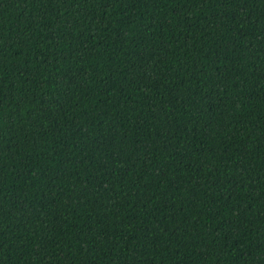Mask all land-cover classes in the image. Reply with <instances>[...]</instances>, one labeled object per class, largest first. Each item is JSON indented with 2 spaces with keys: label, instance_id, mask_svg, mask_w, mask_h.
Listing matches in <instances>:
<instances>
[{
  "label": "trees",
  "instance_id": "trees-1",
  "mask_svg": "<svg viewBox=\"0 0 264 264\" xmlns=\"http://www.w3.org/2000/svg\"><path fill=\"white\" fill-rule=\"evenodd\" d=\"M0 264H264V0H0Z\"/></svg>",
  "mask_w": 264,
  "mask_h": 264
}]
</instances>
